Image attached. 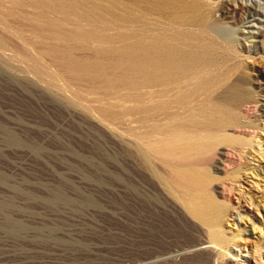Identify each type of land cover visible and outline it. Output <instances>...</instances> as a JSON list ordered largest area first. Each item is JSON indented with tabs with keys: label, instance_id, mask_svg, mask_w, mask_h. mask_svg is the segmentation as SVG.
<instances>
[{
	"label": "rangeland",
	"instance_id": "1",
	"mask_svg": "<svg viewBox=\"0 0 264 264\" xmlns=\"http://www.w3.org/2000/svg\"><path fill=\"white\" fill-rule=\"evenodd\" d=\"M13 1L0 0V264H264V16L242 8L264 13V0H205L197 14L220 29L208 34L216 60L196 95L227 84L256 107L249 114L235 109L251 134L228 129L240 140L219 145L202 163L214 176L211 188L223 212L222 241H213L214 250L199 249L212 239L204 227H171L149 243L135 240L131 202L119 187L133 181V147L149 123L135 124L132 104L117 103L116 94L69 81L43 53L68 42L45 38L35 25L43 18L60 21L62 14ZM74 24L70 15L62 27L99 26ZM225 149L233 160L226 162ZM222 188L230 196L222 197ZM151 256L157 257L146 262Z\"/></svg>",
	"mask_w": 264,
	"mask_h": 264
},
{
	"label": "bare ground",
	"instance_id": "2",
	"mask_svg": "<svg viewBox=\"0 0 264 264\" xmlns=\"http://www.w3.org/2000/svg\"><path fill=\"white\" fill-rule=\"evenodd\" d=\"M38 1L28 3L35 8L42 5L63 18H43L34 29L45 38L68 42L44 47L43 53L55 58L69 81L86 82L91 90L116 94L117 103L132 104L135 124L149 123L150 131L138 137L133 147V181L119 187L121 198L131 202L129 222L135 240L149 243L171 227H204L212 239L199 243V249H216L213 241H222L218 231L223 212L211 188L214 176L202 163L213 159L219 145L240 140L228 129L251 134L246 125L239 124L235 109L242 106L249 114L256 107L245 104L242 92L227 84L220 92L206 90L203 96L196 95L204 84V71L216 60L208 34L220 29L217 24H207L206 17L197 19L205 0ZM14 3L19 6L24 1ZM242 8L252 17L264 16L248 4ZM70 15L76 25L99 26L66 30L62 23ZM76 50L88 55L76 58ZM126 114L122 107L120 115ZM225 150L226 162L233 160L230 150ZM221 195L230 196V190L222 188ZM124 207L119 209L122 222L128 219Z\"/></svg>",
	"mask_w": 264,
	"mask_h": 264
}]
</instances>
